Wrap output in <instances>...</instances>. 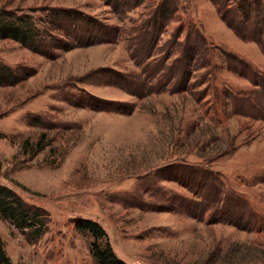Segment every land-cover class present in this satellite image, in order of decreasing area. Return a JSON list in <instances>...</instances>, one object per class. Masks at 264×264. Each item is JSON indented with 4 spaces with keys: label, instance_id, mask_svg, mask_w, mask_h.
I'll use <instances>...</instances> for the list:
<instances>
[{
    "label": "rangeland",
    "instance_id": "rangeland-1",
    "mask_svg": "<svg viewBox=\"0 0 264 264\" xmlns=\"http://www.w3.org/2000/svg\"><path fill=\"white\" fill-rule=\"evenodd\" d=\"M0 218L12 264H264V0H0ZM41 141L42 149L36 148ZM0 216V217H1Z\"/></svg>",
    "mask_w": 264,
    "mask_h": 264
},
{
    "label": "trees",
    "instance_id": "trees-1",
    "mask_svg": "<svg viewBox=\"0 0 264 264\" xmlns=\"http://www.w3.org/2000/svg\"><path fill=\"white\" fill-rule=\"evenodd\" d=\"M39 33L33 28L32 23L26 20H14V17L6 11L0 12V39L11 38L21 42L30 49L38 46ZM14 72L10 67L0 62V85H11L17 82ZM36 148L42 149L41 141L37 142ZM4 215L12 224L22 229L28 228L39 233L43 228L40 212L32 207H27L23 202L17 199L14 192L6 187L0 186V216ZM0 218H3L1 216ZM78 228L82 231L89 232L94 242L91 245L97 264H126L114 252L108 235L104 229L92 220H83L78 223ZM0 264H12L10 257L5 250L4 241L0 236Z\"/></svg>",
    "mask_w": 264,
    "mask_h": 264
}]
</instances>
